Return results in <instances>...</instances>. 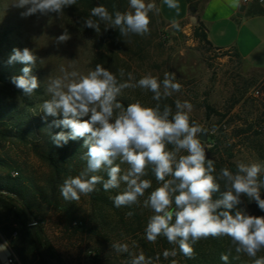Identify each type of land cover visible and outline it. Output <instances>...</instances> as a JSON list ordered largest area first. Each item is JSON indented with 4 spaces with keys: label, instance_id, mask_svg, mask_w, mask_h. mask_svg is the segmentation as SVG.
Instances as JSON below:
<instances>
[{
    "label": "rangeland",
    "instance_id": "rangeland-1",
    "mask_svg": "<svg viewBox=\"0 0 264 264\" xmlns=\"http://www.w3.org/2000/svg\"><path fill=\"white\" fill-rule=\"evenodd\" d=\"M145 2L154 3L159 9L158 12L153 10L149 13V33L139 36L128 32L127 35L118 36L116 34L119 27L110 21L92 16L91 10L104 6L114 18L117 11H133L129 0H94L90 6L76 2L58 13H36L28 17L21 15L25 9L14 6L16 0H0V37L3 39L0 45V70L21 73L25 65L20 62L9 64L8 60L13 49L22 51L28 48L36 57L35 63L29 65V76L36 77L38 81L37 91H33L31 95L24 94L23 90L15 86L0 87V100L6 103V108L2 110L8 113V107L23 108L25 117L22 118V124L28 130V137L24 140L0 136V160L6 164L0 163V183L20 169L25 184H34L49 192V184L53 178L52 169L40 158L38 152L46 147L50 133L56 134L63 127L54 124L62 116L46 115L42 111V105L53 98L49 91L53 80L60 79L63 85H67L73 80L78 81L82 75L94 69L96 64H101L116 75L118 84H136L142 76L150 72L160 79L162 85L166 72L170 78L174 74L182 89L180 92H173L171 96H163V85L160 89V100L153 99L154 94L151 91L136 86L122 89L116 99L126 104L139 101L145 106H158L161 115L166 107L170 108L169 120L177 112L176 100L189 101L193 105L189 113L190 123L203 129L197 133L198 139L201 134H207L208 141L205 144L213 153V161L225 165L234 164L236 167L241 163L260 164L261 172L258 174L257 183L260 185L259 192L262 193L264 70L254 69L242 62L236 54L216 49L197 37L196 14L191 13L189 18L179 22L180 27L177 29L163 18L160 11L161 0ZM88 19H92L99 26L98 31L85 26ZM61 34H67L69 39L58 42ZM121 68L125 70L124 76L119 74ZM73 72L77 73L75 77L71 76ZM129 72L133 75L131 81L128 80ZM61 90L67 91L66 87ZM256 91H259L258 96L255 95ZM120 111L121 109H114L112 120ZM88 118L86 116L82 119ZM211 136L219 138V151L214 150V145L209 142ZM166 150L173 152L177 161L181 156L187 155L186 150H177L175 144H166ZM116 165L121 169L120 175L126 174L130 167L126 162L122 163L119 157L113 161V166ZM108 172L107 165L95 172L90 171L88 156L84 155L83 164H80L73 177L88 179L95 175L101 177V182L105 183ZM67 179L57 185L52 205H47L41 196L37 197L43 218L40 227L44 238L52 244L64 264H133V260L141 254L145 257L144 264H173L174 256H163V252L169 248V245L165 246V240L157 239L153 243L145 236L147 222L155 214L150 206H145V201L152 191L164 183L156 179L154 165L148 164L145 174L140 177L142 180H149L151 187L145 190L143 196L137 198L136 203L120 208L115 207L113 198L126 190L125 182L121 181L117 188L104 189L103 194L111 200V206H107L92 199L91 193L99 190L97 184L95 190L87 196L80 194L79 200L65 199L61 194V187ZM165 180L174 178L167 176ZM178 183L179 181H174L170 188H175ZM171 196V209L175 211V192ZM244 209L246 214H251L247 199H244ZM2 212L3 219L12 224L13 235L24 240L22 247L26 255L33 259L28 243L20 234L12 216L3 210ZM78 222L83 223L84 229H77ZM113 245H126L127 251H118ZM258 254L259 259H264V247L257 251L256 255ZM243 255L244 263L253 260L245 252Z\"/></svg>",
    "mask_w": 264,
    "mask_h": 264
},
{
    "label": "clouds",
    "instance_id": "clouds-1",
    "mask_svg": "<svg viewBox=\"0 0 264 264\" xmlns=\"http://www.w3.org/2000/svg\"><path fill=\"white\" fill-rule=\"evenodd\" d=\"M74 4L76 0H16L14 6L25 9L21 15L28 17L36 13H58L64 7ZM163 4L168 9L177 11L180 7L178 0H163ZM129 5L133 11H117L114 18L104 6L92 8L91 15L112 22L120 28L122 35H127L128 32L139 36L148 34L151 23L149 13L159 11L156 4L146 3L145 0H129ZM173 23L179 29V24L175 21ZM85 26L99 30L92 19L86 20ZM68 39L67 34H61L58 42ZM35 60L36 57L28 48L22 51L13 49L8 60L9 64L20 62L25 65L23 74L12 77L11 82L26 95H31L38 88L37 78L29 76V65L34 64ZM119 74L124 76L125 70L119 69ZM76 75L75 72L71 73L73 77ZM132 79L133 75L129 72L128 80ZM162 85L165 97L182 89L174 74L170 78L167 72ZM162 85L160 79L150 72L136 84H118L115 74L101 64H96L94 69H90L78 81L73 80L63 85L62 80H53L49 88L53 98L43 103L42 111L52 117L61 115L62 119L55 121V126L70 130L55 134L53 139L57 146H61V142L67 143L69 139L83 138L89 170L95 172L102 166H109L108 179L103 184L105 190L119 187L121 181L126 183V190L113 198L117 208L136 203L137 198L151 187L149 180H142L140 177L145 174L148 164L154 165L156 179L164 183L152 191L145 201V206H150L155 213L145 228V236L149 242L154 243L158 236L163 235L169 243H178L180 252L191 259L194 257L192 244L195 242L210 236H228L238 243L237 252L243 251L250 257L256 256L257 251L264 247V216L245 215L239 211L233 215L231 209L240 202V195L244 194L255 200L264 211V199L260 196V185L257 183L261 165L241 163L236 175L228 168L221 169L222 176L231 182L232 190L225 192L222 199L213 201L212 194L219 190V185L211 175L215 171L213 161H206L204 147L197 138V133L203 129L190 123L189 113L193 105L187 100H176L177 112L169 120L170 108L166 107L161 115L158 106L149 107L137 101L124 108L116 99L122 89L138 86L151 91L153 99L160 100ZM62 87H66L67 91H62ZM114 109L121 111L112 120ZM86 116L89 118L82 119ZM166 144H175L177 150L184 149L187 155L181 156L177 161L175 154L166 150ZM117 157L130 166L126 174L120 175L119 165L113 166ZM167 176L174 180L166 181ZM100 180L101 177L95 175L88 179L81 176L70 177L61 187V194L65 199L79 200L80 194L87 196L93 192ZM174 181L179 183L175 188H170ZM173 192L178 193L174 197L175 211L171 209ZM221 208L225 210L217 212ZM113 247L118 251H127L126 245ZM169 255L175 256L176 252H163L165 258ZM221 259L227 261L228 257L224 255ZM144 261L145 257L141 254L133 260V264H144ZM255 264H264V259H257Z\"/></svg>",
    "mask_w": 264,
    "mask_h": 264
},
{
    "label": "trees",
    "instance_id": "trees-1",
    "mask_svg": "<svg viewBox=\"0 0 264 264\" xmlns=\"http://www.w3.org/2000/svg\"><path fill=\"white\" fill-rule=\"evenodd\" d=\"M188 1L191 2L192 0ZM76 2L85 3L90 6L94 3V0H76ZM196 26L197 29L195 33L197 37L204 41H207L210 44V42L207 40L206 28L198 15ZM116 35H122L120 30ZM2 41L3 39L1 38L0 45ZM22 74V72L10 73L8 70H0V87L7 88L15 86L11 82V78ZM34 91H37V89H35ZM117 101L121 103L124 108H126L128 105L125 102L119 100ZM4 104L6 103L0 100V136L3 138H19L21 140L26 139V137H28V130L22 124V118L25 117L24 109L18 106H14L13 108L8 107L7 109L10 112L6 113L4 112V110H2L3 108H6V105ZM60 131L68 132L70 130L63 128L58 132ZM54 136L55 133L51 132L50 136L46 140V147L38 152L40 158L45 161L52 169L53 178L49 184L50 188L48 193L45 190L43 191L39 189L34 184H25L22 181L20 169L16 171L18 173V176L15 179L12 176H9V178L6 179L5 182L0 183V208L12 216L14 222L18 226L20 234L25 237L28 243L29 253L33 256V259H37V262L35 264H49L41 255L29 228V224L33 220L36 221L40 226L42 225L43 218L40 212L39 204L37 202V197L41 196L47 203V205H52L55 200L54 196L56 195L57 185L61 183L65 178H70L73 177V174H77L80 164H83L84 155H87V148L84 146L83 138H78L76 140L69 139L67 143L61 142V146H57L54 143ZM209 142L214 145V150L219 151L220 140L218 137L211 136ZM261 157L264 161V148L261 149ZM0 163L2 165H6L3 160H0ZM213 166L215 171H213L211 175H213L215 183L219 185V190L213 192L212 194V199L213 201H215L222 199L225 192L232 190L231 182L228 181L227 178L222 176L221 169L228 168V170L233 175H236L239 169L234 164L225 165L223 163H219L218 161H213ZM7 168L9 170H12L10 166H7ZM240 174L242 175V173ZM101 181L102 180L97 183L99 190L91 193L92 199L95 201L103 202L107 206H111L110 198L103 194L104 188L103 184L101 183L104 182ZM177 194L178 193L175 192V195ZM260 196L262 199H264V190L262 191V193L260 192ZM244 199H247L250 204L251 214L245 213ZM239 200L240 202L235 205L233 209H231V214L234 215L237 211H239L245 215L264 216V211H262L258 207L255 200L247 197L244 194L240 195ZM36 208L38 210H35ZM224 210L225 209L221 208L218 209L217 212ZM130 211L133 212L135 216H138L132 208L130 209ZM174 221L175 217H173L172 222ZM77 224V229H84L83 223L78 222ZM163 237L162 235H160L157 237V239L165 240V246L169 245V248L167 249L170 253L172 251L176 252V255L174 256L175 260H173V262L178 264H255V261L259 259L258 254V256H254L255 258L253 257V260L244 263V252H237L236 249L237 247H239L238 243L234 242L232 238L228 236H210L208 238L200 239L199 241L192 244V247L194 248V257L189 259L180 252L178 243H169L167 241V238L165 236ZM189 242L191 243V241ZM43 245L45 246L48 254L51 256L54 264H64L55 248L46 238H44ZM224 255L228 257L227 261L221 259V257Z\"/></svg>",
    "mask_w": 264,
    "mask_h": 264
},
{
    "label": "crops",
    "instance_id": "crops-1",
    "mask_svg": "<svg viewBox=\"0 0 264 264\" xmlns=\"http://www.w3.org/2000/svg\"><path fill=\"white\" fill-rule=\"evenodd\" d=\"M178 2L180 7L177 11L168 9L161 0L160 11L169 24L182 22L194 13L200 17L206 28L207 40L214 48L234 53L250 67L264 70V4L244 5L242 0ZM193 3L195 6L191 8ZM2 214L0 208V264H9L10 257L23 264H35L36 259L25 255L24 240L13 235L12 224L3 219Z\"/></svg>",
    "mask_w": 264,
    "mask_h": 264
},
{
    "label": "water",
    "instance_id": "water-1",
    "mask_svg": "<svg viewBox=\"0 0 264 264\" xmlns=\"http://www.w3.org/2000/svg\"><path fill=\"white\" fill-rule=\"evenodd\" d=\"M195 6V4L193 3L191 5V8H193ZM202 146L204 147L205 150V154H206V161L207 160H214V156L213 153L208 149V147L206 146V142L208 141V137L206 133H203L200 135L199 137ZM29 228L31 230L32 236L38 246V249L41 253V255L43 256V258L49 263V264H54L53 260L51 259V256L48 254L45 246L43 245L44 242V232L42 230V228L40 227V225L36 222V221H32L29 224Z\"/></svg>",
    "mask_w": 264,
    "mask_h": 264
},
{
    "label": "built area",
    "instance_id": "built-area-1",
    "mask_svg": "<svg viewBox=\"0 0 264 264\" xmlns=\"http://www.w3.org/2000/svg\"><path fill=\"white\" fill-rule=\"evenodd\" d=\"M242 3L244 5L264 4V0H242ZM255 93H256L255 94L256 96L259 95V91H256ZM12 176L16 177V176H18V173L17 172H13ZM8 263L9 264H23L19 259L15 258V257H10L8 259Z\"/></svg>",
    "mask_w": 264,
    "mask_h": 264
}]
</instances>
